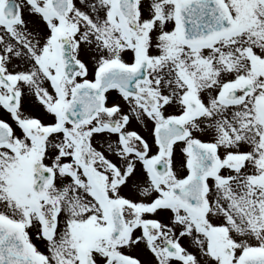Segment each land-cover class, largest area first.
Returning a JSON list of instances; mask_svg holds the SVG:
<instances>
[{
	"label": "rangeland",
	"instance_id": "obj_1",
	"mask_svg": "<svg viewBox=\"0 0 264 264\" xmlns=\"http://www.w3.org/2000/svg\"><path fill=\"white\" fill-rule=\"evenodd\" d=\"M225 3L234 32L207 47L189 50L177 39L174 0H135L132 25L115 14L113 0H70L66 21L54 24L71 39L82 72L72 84L57 74L60 80L54 89L47 82L44 58L37 59L43 47L36 53L33 46L29 51L20 48L29 53V63L14 89L20 97L19 114L24 119L39 118L51 134L43 137L34 131L33 143L26 142L28 134H19L26 141L15 145L40 151L52 180L45 194L35 197L25 188L29 170L21 172L18 157H9L8 163L0 159V194L5 193L0 216L24 223L30 246L50 254L48 264H78L83 261L82 247L89 246L94 261L130 255L135 264H226L223 244L232 251L229 262L235 264L249 248L253 253L264 250V0ZM141 52L148 67L134 96L112 89L105 95L104 111L92 121L77 128L59 122L55 113L61 115L72 100L73 85L92 81L95 68L114 62L132 64ZM4 60L9 73L10 60ZM53 61H58L57 54ZM245 81L254 83V92L240 96L243 100L252 102L255 90L261 92L260 118L248 112L245 116L243 109L236 113L240 107L230 109L221 99L232 83L239 88ZM57 97L59 106L52 114L50 104ZM189 100L196 103L197 111L189 107ZM182 116L187 118L188 137L170 148L169 175L156 181L150 170V163L160 158L155 129ZM16 119L14 115L8 119L12 136L18 134ZM113 122L119 124L117 131L109 126ZM190 141L214 147L220 164L219 172L205 183L203 214L189 213L168 196L169 184H178L189 173L188 158L176 150ZM12 146L0 149V158L10 154ZM71 172L74 179L67 177ZM102 199L103 208L107 201L121 199L130 224L150 220L156 226L149 236L138 229L140 235L135 237L140 239H133V244L107 245L101 238L104 225L96 224ZM166 242L177 246L178 259L166 253Z\"/></svg>",
	"mask_w": 264,
	"mask_h": 264
},
{
	"label": "flooded vegetation",
	"instance_id": "obj_2",
	"mask_svg": "<svg viewBox=\"0 0 264 264\" xmlns=\"http://www.w3.org/2000/svg\"><path fill=\"white\" fill-rule=\"evenodd\" d=\"M219 1L226 8L228 12V16L231 19L229 7H227L225 0H219ZM69 3H70V0H67L64 15L57 16L52 8V0H0V90L6 91L5 93L3 91L0 92V109H1L0 124L4 125L10 133L8 145L6 146H9L11 143L13 144V146L11 147L12 149L11 153L6 155V157L2 156L0 159L4 163H8V162H11V159H9V157L17 156L18 160L21 163V167H22L21 172L25 174L26 172L24 168L27 170H30V167L34 166V168H36V173H34V176H32V179L34 182L35 181L38 182L42 176V172L38 170V165H37L39 161L40 164L43 166V163L41 161L42 158L40 156V151L35 150L34 146H31V145L30 146L26 145V147L21 150L17 148L18 146L16 147L15 144L23 142L25 139H23L22 137L25 136L26 134H28L29 142L26 140L25 141L27 143H30V142L33 143V137L35 135L32 133L34 131L41 132L43 137H48L51 133L50 131L47 130V125L40 124L39 118L24 119L23 117H21V114H19L20 113V110H19L20 97L18 95V92L14 89L17 86L18 80H20L24 76L22 75V72L24 71L23 69L28 68V63H29L28 61L29 53L28 52L23 53L20 48L25 47V48H28L26 49V51H29L30 46H33L35 48L34 51L36 53L38 48L43 47L41 48V50L39 49L37 59L38 57L41 59L44 58L45 69H47L48 71L47 72L48 74L46 76L47 82L49 83V85L52 84L53 89L54 87L56 88V85L58 84L60 80V79H57V74L59 75L60 78H62V80L66 81L67 83L72 84L74 81H76V76L80 75L82 72L81 68L79 69L77 74L72 75L71 69L70 70L66 69V72H65L66 74L63 72V75H62L60 67H59V60L56 62L53 61L54 58H56V54L58 55V59H59L60 49L63 47L66 50L69 49L71 51L70 54L72 55L73 61L79 64L78 61H76V59L73 57V44H72L71 39L64 36L65 33L62 32L63 30L61 29L60 26H55L54 24V21H58V23L60 24L66 21V18L69 14ZM8 9L10 10L8 11L10 17L12 16L14 17V18H10V19H14L12 22L8 20H4L2 18V13H5ZM14 9H15V14L13 12ZM25 9H26V12H25ZM22 14H25V19L22 18ZM220 14L223 15L222 11ZM221 17L222 16H220V18ZM23 20H24V24H23ZM29 27H34V28L30 30ZM32 32H35L33 34L34 36H31L29 34ZM226 35H223L221 37H224ZM221 37H219L218 39H220ZM182 45L186 49H189V50L200 49L198 47H194V48L188 47L184 45L183 43ZM140 54L143 55V52H141ZM5 58L10 60V61H7L8 67L10 69L9 73H8V68H5V66H3L4 63L6 65V61L4 60ZM53 64H54V68H52ZM55 64L57 65V68L55 67ZM79 66L81 65L79 64ZM95 69L92 73L93 75L92 81L83 80V82L76 83L75 85H73L71 89H73L77 85H82V84L97 85V74L101 68H98V69L95 68ZM40 71L41 73H43L44 71L43 66L41 64H40ZM55 71H57V73H55ZM69 79H71V82L68 81ZM25 80H29V78H25ZM253 84L254 83L252 82L245 81V82H242L240 87L238 88L237 87L238 85H236L235 83H232L233 86L227 87L225 91L232 90L234 92L233 98L236 104L235 103L233 104L225 103V104L230 109H233V107L238 106L240 108L235 111L236 113L241 111V109H243L245 111V116H248V114L246 113L248 112L252 115L255 114L256 119H257L258 114H259V118H260V114L262 115L261 111L263 109L261 92L258 91L257 89L255 90V93H254L255 98L252 100V102H247L246 99L243 100L240 97L243 95L249 96L250 95V93H248L249 91L253 93L254 92ZM109 91H107L105 95ZM58 99L59 97L54 98V100L50 104V112H52V114H54V108L56 107V105L59 106L57 103ZM61 104L62 103L60 102V105ZM13 115L17 117V119L15 120V128L18 134L15 136H12L13 131L11 130V123L8 122V119L11 120V116L13 117ZM251 117L253 118V116ZM179 120H184L183 126L185 128L187 124V118L182 116ZM109 126L112 127L115 131H117V129L120 128L118 122L110 123ZM34 128H37V130H33ZM186 133H187L186 138L184 140H186L188 137L187 130H186ZM19 134H21L22 137ZM14 137H17L18 141L14 142ZM184 140H180V142ZM180 142H177V143H180ZM194 142L195 141H190L186 145L177 146L178 148L176 150V154H182V155L185 154L186 160L188 158V161H189V164L187 167V169L189 168V173L186 172L184 178L181 179L178 184L176 185L169 184L170 187H169L168 196L171 197L172 201H176L177 203H178V195L183 192L188 180L190 179V175L192 173L191 151L190 150H191V145ZM203 145H208V144H203ZM6 146H0V149H3ZM170 151L171 149H169L167 156L164 158V162L167 164L168 169H169V165L167 163V159H169L170 157V154H171ZM214 154H215L216 159L218 160L215 148H214ZM18 160H16V162H18ZM217 166H218V169L216 173H218L220 170L219 161H218ZM23 173H22V176H24ZM215 174L205 178V183L207 180L214 177ZM75 175L76 174L71 172L68 174L67 177L74 179ZM1 178H2V174L0 172V180ZM155 180L159 181V179H157L156 177H155ZM22 187H23V184H22ZM25 188H28V185L25 186ZM165 193L166 191L164 190L162 194L166 195ZM205 194H206V188H205ZM4 196H5V193L0 194V198H4ZM101 201H102V205L100 208L101 210L99 211L96 217L98 219L96 224L97 226L100 223L104 225L103 226L104 229L102 228L103 229L102 232L104 235L101 238L107 245L116 246L120 243L133 244L135 243V241L137 242L140 239V237L137 238V236L140 235L138 229H142L143 232L145 231L147 233L146 235L149 236L151 231L154 229V226H156V222L150 221V220L149 221L145 220L139 223L133 222L132 224H130L129 221H127L126 214L124 213L121 199H114L111 201H107V205L104 208H103V204H104L103 199ZM130 207H132V205H130ZM158 208L156 206V209ZM35 211H36V208H35ZM191 214H194V213H191ZM58 218L60 219V216ZM0 220L3 222H9L6 219H2L1 216H0ZM13 224H16V223H13ZM23 224H20V226L22 227L23 232H25ZM111 225H112V229H111ZM83 227L84 225L81 228ZM84 228L86 229V227ZM78 230L80 231V228L76 229V231ZM136 234L137 236L135 237ZM133 239L135 241H133ZM171 244L177 247L174 243H171ZM33 246L32 245L30 246L32 253L38 259H40V261L43 264H48V262L51 261L50 254L46 252L43 248H37L36 246L34 247ZM221 246H222L221 254L224 257V262L226 264H231L229 260L232 259L233 257L232 251L224 244ZM81 251H83L82 253L83 261L78 262V264H84V258L87 256L89 257L88 254L90 253V251H93V250L89 246V247H82ZM248 252L250 253V255L252 254L250 248ZM239 256L240 255L237 256L235 264L238 263ZM90 260L92 261L93 264H135L134 262L135 259L132 258V256L130 255L129 256L122 255V257L120 258H113L111 256L106 258L105 256H103V262H99L97 259H95V261L93 259H90Z\"/></svg>",
	"mask_w": 264,
	"mask_h": 264
},
{
	"label": "water",
	"instance_id": "obj_3",
	"mask_svg": "<svg viewBox=\"0 0 264 264\" xmlns=\"http://www.w3.org/2000/svg\"><path fill=\"white\" fill-rule=\"evenodd\" d=\"M52 8L58 16H63L67 0H52ZM58 1V2H57ZM61 2V3H59ZM182 5V6H181ZM118 10L126 19L132 16L133 1L117 0ZM177 19L182 29V38L189 45H201L211 42L217 36L232 31L229 29L228 16L221 21V5L217 0H181L177 4ZM15 14V10H14ZM220 15V16H219ZM9 20V13L5 15ZM12 20V19H11ZM222 27V29H220ZM61 57L66 62L69 55L61 50ZM146 65L142 61L136 71H129L117 66H109L99 74V87H78L73 92V99L65 110L66 118L74 125L90 121L102 109V93L111 86H119L126 92H131L129 86L145 78ZM229 94V93H227ZM226 94V95H227ZM225 95V96H226ZM195 109V105L190 103ZM186 132L174 120H168L156 129V137L162 151L163 158L167 156L169 147L178 140L183 139ZM8 139L7 131L0 126V145ZM192 174L183 192L178 195L179 201L188 210L196 213L204 211V180L216 171V161L211 148L191 145ZM153 169L157 174H166L167 167L163 160L154 163ZM163 176V175H162ZM50 181V174L45 172L43 181L34 187L43 190ZM36 190V189H34ZM166 251L176 256L167 247ZM0 264H41L27 247L19 227L0 222ZM86 264H91L87 260ZM240 264H264V255L247 257Z\"/></svg>",
	"mask_w": 264,
	"mask_h": 264
}]
</instances>
